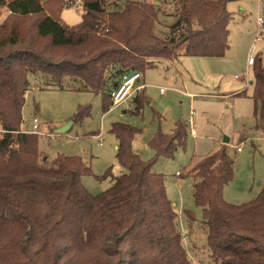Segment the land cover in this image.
I'll return each mask as SVG.
<instances>
[{
	"label": "trees",
	"instance_id": "trees-1",
	"mask_svg": "<svg viewBox=\"0 0 264 264\" xmlns=\"http://www.w3.org/2000/svg\"><path fill=\"white\" fill-rule=\"evenodd\" d=\"M178 1L170 35L160 39L152 33L157 7L151 2L122 0L117 10L106 0H82L81 21L67 26L59 19L63 0H0L9 12L0 24V264H191L164 176L152 170L159 158L173 159L185 148L183 122L149 139L148 160L132 150L140 130L112 123L115 158L126 172L96 195L82 184L90 168L81 158L48 160L38 136L20 131L28 75L41 73L57 84L79 79L108 105L122 75L172 62L180 47L186 56H223L232 19L226 4L236 0ZM252 68L256 127L264 128V62L255 57ZM146 101L142 91L134 98V113ZM88 113L79 107L71 121ZM188 174L211 259L264 264V188L246 204L223 200L233 176L224 145L191 165ZM184 214L191 225L193 214Z\"/></svg>",
	"mask_w": 264,
	"mask_h": 264
},
{
	"label": "rangeland",
	"instance_id": "rangeland-1",
	"mask_svg": "<svg viewBox=\"0 0 264 264\" xmlns=\"http://www.w3.org/2000/svg\"><path fill=\"white\" fill-rule=\"evenodd\" d=\"M106 1L116 3L117 10L122 8V0ZM133 1L156 5L152 33L160 39L170 35L178 0ZM226 11L232 19L224 55L218 58L186 56L180 47L171 63L158 61L154 69L141 74L147 101L138 114L134 113L130 101L111 108V104H105L102 94L86 89L79 79L67 77L57 84L41 73L28 75L21 110V132L33 134V119L37 120L36 135L42 156L48 160L58 155L75 156L89 166L90 175L81 180L92 195L109 188L115 177L126 172L115 158L116 139L109 133L112 123L140 130L132 147L143 160H148L153 156L147 143L149 139L157 132L169 134L177 122H183L187 130L185 148L178 149L173 159L159 158L152 170L164 176L166 196L177 215L182 245L191 264L217 263L207 251L206 231L200 222L202 210L192 200L193 180L188 174L189 167L214 152L218 141L228 138L231 146L226 148V153L233 160V176L223 188V200L233 205L246 204L264 188V128L256 127L252 87L241 77L247 70L257 17L264 18V6L259 7L257 0H236L227 2ZM82 13L80 6L64 7L59 19L64 25L74 26L81 21ZM8 14L5 7L0 8V24ZM23 25L28 27L27 22ZM255 47L253 55L264 62V33ZM248 70L251 81L253 68ZM179 91L193 96L189 99ZM233 92L242 94L225 98L211 95ZM79 107H88L89 113L82 120L72 122ZM189 119L195 137L189 133ZM65 126L66 131L57 132ZM1 134L0 129V137ZM236 147H241V152H236ZM184 211L193 214L191 225Z\"/></svg>",
	"mask_w": 264,
	"mask_h": 264
},
{
	"label": "built area",
	"instance_id": "built-area-1",
	"mask_svg": "<svg viewBox=\"0 0 264 264\" xmlns=\"http://www.w3.org/2000/svg\"><path fill=\"white\" fill-rule=\"evenodd\" d=\"M152 2H155L156 0H151ZM63 4L65 7H74V6H80L82 7V0H63ZM257 4L260 6H264V0H257ZM264 33V18H262L260 15L257 17V31L256 35L253 41V44L250 48V51L248 53L247 57V67H252L255 61V56L253 53L256 50L255 44L259 42V38ZM243 80L246 82V84H250L251 81L249 80V70L247 69L244 74L241 76ZM238 76H235L236 79L241 78ZM141 80V74L138 72H133V73H128L122 75L120 79V83L118 86L112 90L110 93V98H111V105L112 106H120L124 105L129 102V100L136 94L141 93L145 85L140 84ZM249 80V81H248ZM162 91V90H161ZM189 125H190V133L192 136H195V132L193 128H191L192 122L189 120ZM38 129V123L36 118L33 119V125H32V130L33 134H36ZM236 152L241 151V147H236L235 148ZM179 174V173H177Z\"/></svg>",
	"mask_w": 264,
	"mask_h": 264
},
{
	"label": "crops",
	"instance_id": "crops-1",
	"mask_svg": "<svg viewBox=\"0 0 264 264\" xmlns=\"http://www.w3.org/2000/svg\"><path fill=\"white\" fill-rule=\"evenodd\" d=\"M171 63V62H170ZM246 65H247V63H246ZM247 69H249V67H247ZM143 82V78H141V80H140V84H143L144 85V82ZM250 86H251V84H249ZM252 87V86H251ZM145 89V88H144ZM180 93L182 92V91H179ZM140 94V93H139ZM143 94H144V90H143ZM182 94L183 95H185V96H187L189 99H190V97H192L193 95L192 94H187V93H183L182 92ZM239 94H242V92H233V93H230V94H221V95H218V94H211L213 97H218V98H225V97H231V96H238ZM215 95H217V96H215ZM136 96H138V94H136V95H134L129 101L133 104V106H134V98L136 97ZM145 96V95H144ZM207 96H210V95H207ZM192 100V99H191ZM120 106H122V105H120ZM230 106H232L231 104H230ZM115 107V106H114ZM111 108H113V106L111 105ZM189 120H191V119H189ZM192 122V121H191ZM111 126V125H110ZM174 127V126H173ZM191 128H192V125H191ZM109 129H110V127H109ZM173 129V128H172ZM194 130V129H193ZM195 132V131H194ZM189 133H190V125H189ZM190 135H191V133H190ZM192 136V135H191ZM195 136H196V132H195ZM195 136H193V137H195ZM116 139V138H115ZM228 139V138H227ZM148 143V142H147ZM229 143V139H228V142L227 143H224L223 142V140L222 141H218L217 142V146H216V150L221 146V145H224L226 148H228V146L230 147L231 145H229L228 144ZM117 147H118V142H117V140H116V144H115V149L117 150ZM132 150H133V152L135 153V154H138L139 156H140V154L136 151V150H134L133 149V147H132ZM215 150V151H216ZM214 151V152H215ZM241 152V151H240ZM213 153V152H212ZM46 157V156H45ZM141 157V156H140ZM191 167V166H190ZM189 167V168H190ZM179 175V174H178Z\"/></svg>",
	"mask_w": 264,
	"mask_h": 264
},
{
	"label": "water",
	"instance_id": "water-1",
	"mask_svg": "<svg viewBox=\"0 0 264 264\" xmlns=\"http://www.w3.org/2000/svg\"><path fill=\"white\" fill-rule=\"evenodd\" d=\"M158 3H159V2H158ZM63 131H66V126L63 127V128H61V129H58V130H57L58 133H61V132H63ZM223 142H224V143H227V142H228V139H227V138H224V139H223Z\"/></svg>",
	"mask_w": 264,
	"mask_h": 264
}]
</instances>
